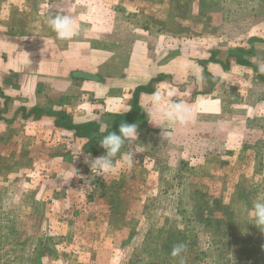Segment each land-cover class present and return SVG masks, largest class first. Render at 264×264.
Wrapping results in <instances>:
<instances>
[{"label": "rangeland", "instance_id": "obj_1", "mask_svg": "<svg viewBox=\"0 0 264 264\" xmlns=\"http://www.w3.org/2000/svg\"><path fill=\"white\" fill-rule=\"evenodd\" d=\"M258 63L264 0H0V264L4 246L10 264H181L178 243L184 264H264L245 214L264 196ZM132 111V165L104 177L85 159L105 150L55 116L104 136Z\"/></svg>", "mask_w": 264, "mask_h": 264}, {"label": "clouds", "instance_id": "obj_2", "mask_svg": "<svg viewBox=\"0 0 264 264\" xmlns=\"http://www.w3.org/2000/svg\"><path fill=\"white\" fill-rule=\"evenodd\" d=\"M51 29L56 33L57 38L61 40L71 39L77 32L73 17L66 11L57 9L55 14H52L48 20ZM257 70L264 73V63H258ZM162 99L159 93L154 94V102L159 103ZM188 109L178 102H173L168 106L167 115L170 119L180 123L185 122V117ZM137 139V124L122 122L118 125L116 131L108 132L99 140V145L105 150L103 155L94 158H87L85 162L89 164L91 171L95 170V176L104 177L105 175L113 174L116 170L115 158L121 154V149L128 140ZM124 162L131 167L133 162L132 153H122ZM245 214L248 216L251 224L257 226L261 231H264V196H258L252 201L251 207L245 205ZM186 244L178 243L173 246L171 255L180 257L181 264H184V258L181 255Z\"/></svg>", "mask_w": 264, "mask_h": 264}, {"label": "trees", "instance_id": "obj_3", "mask_svg": "<svg viewBox=\"0 0 264 264\" xmlns=\"http://www.w3.org/2000/svg\"><path fill=\"white\" fill-rule=\"evenodd\" d=\"M77 75H80V76H84V77H87V78H90V79H97V77L95 75H92V74H89V73H86V72H77L76 73ZM147 87H142V86H139L137 87L136 90V93L137 91H144V89H146ZM135 93V94H136ZM137 99H134V101H136ZM34 110V109H33ZM35 110H38L37 108H35ZM55 116H57V124L58 125H61L62 127H65V128H70V129H73L75 131V135L77 136H80V137H86L89 139V142L90 144L94 143V146L92 148V150L94 151H97L99 149L98 146L99 145V140L103 137L101 136V134L98 135V130H99V124L97 122H92V121H89V122H84V123H80V124H74V123H68V124H65L63 122V120L65 119L63 117V115L57 113L55 114ZM137 114L136 112H130L128 113L127 115H125V118H124V121L125 122H128V123H133L135 121V118H136ZM122 120H119L118 123H116L112 128H110L108 130V132H111V131H116L118 129V125L122 122H124ZM107 132V133H108ZM106 133V134H107ZM105 134V135H106ZM86 146V145H85ZM87 147V146H86ZM88 148V147H87ZM91 146H89V150ZM61 242V239L60 241ZM58 243V242H57ZM39 241H38V245H39ZM45 244V243H44ZM49 248V246L47 247H43V248H39V250H42V249H45L47 250Z\"/></svg>", "mask_w": 264, "mask_h": 264}, {"label": "built area", "instance_id": "obj_4", "mask_svg": "<svg viewBox=\"0 0 264 264\" xmlns=\"http://www.w3.org/2000/svg\"><path fill=\"white\" fill-rule=\"evenodd\" d=\"M2 248L0 249V252H2ZM3 251H5L6 254H7V258L5 259L6 262L8 264H10L11 260L14 259V253H13L12 248L10 246L9 247L8 246H4V250ZM6 262H5V264H7Z\"/></svg>", "mask_w": 264, "mask_h": 264}, {"label": "crops", "instance_id": "obj_5", "mask_svg": "<svg viewBox=\"0 0 264 264\" xmlns=\"http://www.w3.org/2000/svg\"><path fill=\"white\" fill-rule=\"evenodd\" d=\"M173 58H174V56H173ZM176 58V57H175Z\"/></svg>", "mask_w": 264, "mask_h": 264}]
</instances>
